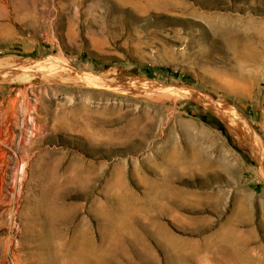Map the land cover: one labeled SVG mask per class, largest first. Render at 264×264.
<instances>
[{
	"label": "rangeland",
	"instance_id": "obj_1",
	"mask_svg": "<svg viewBox=\"0 0 264 264\" xmlns=\"http://www.w3.org/2000/svg\"><path fill=\"white\" fill-rule=\"evenodd\" d=\"M0 74V264H264V0H0Z\"/></svg>",
	"mask_w": 264,
	"mask_h": 264
},
{
	"label": "bare ground",
	"instance_id": "obj_2",
	"mask_svg": "<svg viewBox=\"0 0 264 264\" xmlns=\"http://www.w3.org/2000/svg\"><path fill=\"white\" fill-rule=\"evenodd\" d=\"M15 72H16V70L12 73L13 75L15 74ZM2 75H7L5 72H2L1 73ZM0 74V75H1ZM11 76V75H10ZM22 78V77H21ZM25 78V77H24ZM230 115H231V119H229V121H230V126H231V121H233V118H235L236 120L237 119H240V117H238V115L237 114H232V113H230ZM243 117V116H242ZM238 124H240V123H238ZM232 127V126H231ZM237 129H238V127H237ZM237 131V130H236ZM243 131V130H242ZM261 152V151H260ZM261 154V153H260ZM263 156V155H262ZM262 156H261V158H262Z\"/></svg>",
	"mask_w": 264,
	"mask_h": 264
}]
</instances>
